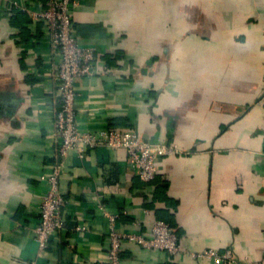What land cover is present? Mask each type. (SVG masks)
Instances as JSON below:
<instances>
[{"label":"crops","instance_id":"obj_1","mask_svg":"<svg viewBox=\"0 0 264 264\" xmlns=\"http://www.w3.org/2000/svg\"><path fill=\"white\" fill-rule=\"evenodd\" d=\"M76 1L74 34L97 49L96 74L75 83L80 129L181 153L160 157L151 183L124 149L69 155L66 228L43 252L33 229L57 162L59 58L31 13L47 0H0V264H106L99 206L121 233L152 238L163 220L179 237L174 257L123 244L121 264H214L193 256L211 248L264 264V0Z\"/></svg>","mask_w":264,"mask_h":264},{"label":"built area","instance_id":"obj_2","mask_svg":"<svg viewBox=\"0 0 264 264\" xmlns=\"http://www.w3.org/2000/svg\"><path fill=\"white\" fill-rule=\"evenodd\" d=\"M18 7V4L15 3ZM78 6L76 0H47L45 6L32 11L35 22L43 25L48 33L53 53L59 58L58 70L53 82L59 92L60 103L55 112L54 128L58 137L55 150L57 162L52 173L46 177L48 189L42 197L39 207V222L33 231L40 249L46 251L53 239L60 238L66 228L65 208L67 200L62 193L64 160L75 153L84 159L89 150L107 147L112 150L124 149L128 152L129 164L138 171L142 182H153L159 173L158 159L167 154H179L173 146H154L145 142L133 131L101 130L83 131L77 120L78 94L75 83L79 79L90 78L96 74L97 49L83 46L74 34L73 10ZM110 220L109 251L106 264H121L122 246L126 243L137 244L147 249H158L174 257L182 250L176 231L163 220H156L152 238L141 234H124L116 230L115 223L119 214H110L99 206ZM83 222L76 226L77 231H85ZM196 259L210 260L214 264L233 263L234 251L229 248L221 253L216 249H207L193 254ZM248 264H257L248 262Z\"/></svg>","mask_w":264,"mask_h":264},{"label":"trees","instance_id":"obj_3","mask_svg":"<svg viewBox=\"0 0 264 264\" xmlns=\"http://www.w3.org/2000/svg\"><path fill=\"white\" fill-rule=\"evenodd\" d=\"M169 227L173 229V227H171V226H169Z\"/></svg>","mask_w":264,"mask_h":264}]
</instances>
